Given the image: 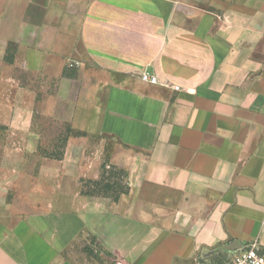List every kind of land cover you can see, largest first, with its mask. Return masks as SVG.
Instances as JSON below:
<instances>
[{
	"label": "crops",
	"instance_id": "0c3cea01",
	"mask_svg": "<svg viewBox=\"0 0 264 264\" xmlns=\"http://www.w3.org/2000/svg\"><path fill=\"white\" fill-rule=\"evenodd\" d=\"M254 243L264 0H0V264Z\"/></svg>",
	"mask_w": 264,
	"mask_h": 264
},
{
	"label": "built area",
	"instance_id": "2783aa9c",
	"mask_svg": "<svg viewBox=\"0 0 264 264\" xmlns=\"http://www.w3.org/2000/svg\"><path fill=\"white\" fill-rule=\"evenodd\" d=\"M143 80L151 83H157L158 77L150 73H143ZM113 264H130L124 258H117ZM224 264H264V253H262L261 247L257 244L248 245L232 255Z\"/></svg>",
	"mask_w": 264,
	"mask_h": 264
},
{
	"label": "water",
	"instance_id": "95a60500",
	"mask_svg": "<svg viewBox=\"0 0 264 264\" xmlns=\"http://www.w3.org/2000/svg\"><path fill=\"white\" fill-rule=\"evenodd\" d=\"M238 249H240V246L239 245H237V244H230V245H225V246L221 247L219 249V251H223V250H225V251H235V250H238Z\"/></svg>",
	"mask_w": 264,
	"mask_h": 264
},
{
	"label": "rangeland",
	"instance_id": "374dc122",
	"mask_svg": "<svg viewBox=\"0 0 264 264\" xmlns=\"http://www.w3.org/2000/svg\"><path fill=\"white\" fill-rule=\"evenodd\" d=\"M230 259V258H229ZM226 259H224V258H220L219 260H217V263H219V264H223V262L225 263L227 260H228V258H227V260L225 261Z\"/></svg>",
	"mask_w": 264,
	"mask_h": 264
},
{
	"label": "trees",
	"instance_id": "16d2710c",
	"mask_svg": "<svg viewBox=\"0 0 264 264\" xmlns=\"http://www.w3.org/2000/svg\"><path fill=\"white\" fill-rule=\"evenodd\" d=\"M262 253H264V249H262Z\"/></svg>",
	"mask_w": 264,
	"mask_h": 264
}]
</instances>
